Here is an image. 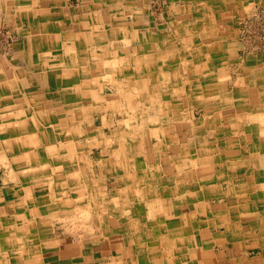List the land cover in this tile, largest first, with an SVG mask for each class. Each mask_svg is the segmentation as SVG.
Masks as SVG:
<instances>
[{"label":"crops","instance_id":"1","mask_svg":"<svg viewBox=\"0 0 264 264\" xmlns=\"http://www.w3.org/2000/svg\"><path fill=\"white\" fill-rule=\"evenodd\" d=\"M151 2L0 0V264H264V0Z\"/></svg>","mask_w":264,"mask_h":264},{"label":"built area","instance_id":"2","mask_svg":"<svg viewBox=\"0 0 264 264\" xmlns=\"http://www.w3.org/2000/svg\"><path fill=\"white\" fill-rule=\"evenodd\" d=\"M237 25L239 26L240 35L242 31H245L247 34L245 37L242 35L243 38L241 37L240 39L241 45L243 46L244 43L242 41L244 40L248 50L256 51V48L258 49V45L254 44H258V42L264 43V6L259 4L252 5L237 19ZM6 36L9 37L5 40L4 37ZM10 37V35L0 31V52L4 45V52L2 54H7L11 50V41L9 42L8 40ZM3 40H5V42ZM248 50L244 49V51Z\"/></svg>","mask_w":264,"mask_h":264},{"label":"rangeland","instance_id":"3","mask_svg":"<svg viewBox=\"0 0 264 264\" xmlns=\"http://www.w3.org/2000/svg\"><path fill=\"white\" fill-rule=\"evenodd\" d=\"M158 1L159 2H161L162 0H152V8L153 9H158V7H160V4H157L158 3ZM257 4H259V5H262V4H260V3H251L249 6H247L242 12H241V14H238L237 16H236V18H235V27H236V34H235V38H236V40L239 42V44H240V46H241V48H240V51H239V58H236V60H238V61H245V60H243L242 58L244 57V56H242L245 52H247V51H244V49H246V50H248V48L246 47V42L243 40L242 42L244 43L243 44V46L241 45V37H242V35H243V37H245L247 34H246V32L245 31H242V33H241V35H240V32H239V24L237 25V19L247 10V9H249L252 5H257ZM162 6V5H161ZM262 6H264V5H262ZM1 32H3V33H5V34H8V35H10L11 37H10V39H8L9 40V42L11 41V49H12V44H13V41H14V39H15V36L13 35V33L12 32H9V31H7V30H5V29H2V30H0ZM9 36H6V37H4V39L6 40L7 38H8ZM242 37V38H243ZM5 40H3L4 42H5ZM254 45H258V49L256 48V52H260V53H264V43H260V42H258V44L257 43H255ZM261 45V46H260ZM252 48V47H251ZM4 45H3V49L1 50V54H0V56H5V57H9L10 56V52H11V50L7 53V54H2L4 51ZM249 51H255V50H249ZM255 54V53H254ZM241 56H242V58H241ZM262 65H264V61H262ZM195 104V103H194ZM199 106H201V105H199V104H197L196 106L194 105V107H195V118H198L199 116H200V114H201V111H200V107ZM199 130V129H198ZM201 130V129H200ZM199 130V131H200ZM201 132V131H200Z\"/></svg>","mask_w":264,"mask_h":264},{"label":"bare ground","instance_id":"4","mask_svg":"<svg viewBox=\"0 0 264 264\" xmlns=\"http://www.w3.org/2000/svg\"><path fill=\"white\" fill-rule=\"evenodd\" d=\"M249 51V50H248ZM252 52H256V51H249V53L251 54Z\"/></svg>","mask_w":264,"mask_h":264}]
</instances>
